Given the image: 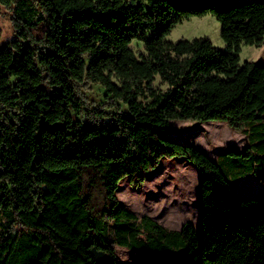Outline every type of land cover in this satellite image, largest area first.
Returning a JSON list of instances; mask_svg holds the SVG:
<instances>
[{"label":"trees","instance_id":"obj_1","mask_svg":"<svg viewBox=\"0 0 264 264\" xmlns=\"http://www.w3.org/2000/svg\"><path fill=\"white\" fill-rule=\"evenodd\" d=\"M0 6L15 32L0 45V264H94L93 246L116 264L115 245L133 254L127 264H264V197L232 187L247 175L264 180V65L239 64L242 44H264V0ZM208 14L224 50L205 36L166 39L177 23ZM89 85L105 90L104 107L86 106ZM185 120L243 132L246 147L225 152L247 158L245 168L228 176L218 159L165 136ZM175 157L201 174L199 231L138 218L116 195L123 179L140 187Z\"/></svg>","mask_w":264,"mask_h":264},{"label":"rangeland","instance_id":"obj_2","mask_svg":"<svg viewBox=\"0 0 264 264\" xmlns=\"http://www.w3.org/2000/svg\"><path fill=\"white\" fill-rule=\"evenodd\" d=\"M12 11L0 6V45L15 37L11 22ZM45 26L34 29V35H40ZM198 36L209 38L212 44L222 50L225 43L220 36V23L211 15L193 16L177 23L166 39H192ZM131 47L136 53L142 52V45L133 42ZM255 61L264 65V44L260 46L242 44L239 52V64ZM161 88L165 84L159 78L154 81ZM81 95L88 108L104 107L105 90L98 85H89L82 89ZM264 131L261 129V132ZM264 133V132H263ZM165 136L177 141H187L203 149L212 159H218L221 169L228 175L245 168L247 158L230 155L225 152L228 146L245 148L247 137L243 132L230 128L223 121L197 122L191 120L171 121ZM256 140L259 136L256 135ZM264 137V135H263ZM264 152V151H261ZM201 174L187 160L175 157L162 159L150 171L140 187L130 185L123 179L116 191L117 198L140 218L149 216L169 230H179L185 222L193 224L199 231ZM238 197H264V180L247 175L232 182ZM133 254L124 247L115 245L116 264H127Z\"/></svg>","mask_w":264,"mask_h":264},{"label":"water","instance_id":"obj_3","mask_svg":"<svg viewBox=\"0 0 264 264\" xmlns=\"http://www.w3.org/2000/svg\"><path fill=\"white\" fill-rule=\"evenodd\" d=\"M90 253L93 257L94 264H113L114 261L112 257L105 251L96 248L95 246L91 247ZM149 264H153V260L149 261Z\"/></svg>","mask_w":264,"mask_h":264},{"label":"crops","instance_id":"obj_4","mask_svg":"<svg viewBox=\"0 0 264 264\" xmlns=\"http://www.w3.org/2000/svg\"><path fill=\"white\" fill-rule=\"evenodd\" d=\"M183 142H186V143H188L187 141H183ZM190 144V143H189ZM196 147V146H195ZM198 148V147H197ZM200 150H202L203 152H204V150L203 149H200Z\"/></svg>","mask_w":264,"mask_h":264}]
</instances>
